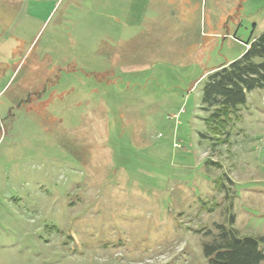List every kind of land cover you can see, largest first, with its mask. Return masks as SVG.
<instances>
[{
  "label": "rangeland",
  "instance_id": "1",
  "mask_svg": "<svg viewBox=\"0 0 264 264\" xmlns=\"http://www.w3.org/2000/svg\"><path fill=\"white\" fill-rule=\"evenodd\" d=\"M262 32L264 0H0V264H208L230 214L264 234V87L202 109Z\"/></svg>",
  "mask_w": 264,
  "mask_h": 264
},
{
  "label": "trees",
  "instance_id": "2",
  "mask_svg": "<svg viewBox=\"0 0 264 264\" xmlns=\"http://www.w3.org/2000/svg\"><path fill=\"white\" fill-rule=\"evenodd\" d=\"M246 44L237 58L207 74L202 106L210 112L206 121L222 123L246 101L250 90L264 87V32ZM233 223L234 215L230 214L228 225L215 223L216 232L210 228L205 231L211 235L202 243L208 264H258L264 258V234L240 235Z\"/></svg>",
  "mask_w": 264,
  "mask_h": 264
}]
</instances>
